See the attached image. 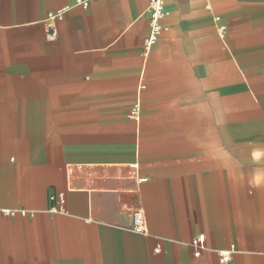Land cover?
Listing matches in <instances>:
<instances>
[{"label": "crops", "instance_id": "0c3cea01", "mask_svg": "<svg viewBox=\"0 0 264 264\" xmlns=\"http://www.w3.org/2000/svg\"><path fill=\"white\" fill-rule=\"evenodd\" d=\"M150 1L0 0V264H264V0Z\"/></svg>", "mask_w": 264, "mask_h": 264}, {"label": "built area", "instance_id": "2783aa9c", "mask_svg": "<svg viewBox=\"0 0 264 264\" xmlns=\"http://www.w3.org/2000/svg\"><path fill=\"white\" fill-rule=\"evenodd\" d=\"M166 2L167 0H151L148 6V13H149V23H150V30L149 34L145 39V47L147 52L150 51L152 46L158 39L159 33L164 28L163 25V18L165 17L167 10H166ZM140 108L138 105L134 106L131 110V115L139 118ZM51 200V210L54 212H60L63 209V206L66 202V196L64 192H60L58 194H54L50 198ZM26 214L27 212L24 210H18L14 208H7V207H0V216H15L18 213ZM133 228L139 232H146L147 231V224L145 218L141 211H137L134 214L133 218ZM191 245L195 248V256H199L204 249H206L205 244V234L200 233L199 235L195 236L191 242ZM232 253V249L229 250H221L220 254L222 256V261L226 262L230 259Z\"/></svg>", "mask_w": 264, "mask_h": 264}, {"label": "rangeland", "instance_id": "374dc122", "mask_svg": "<svg viewBox=\"0 0 264 264\" xmlns=\"http://www.w3.org/2000/svg\"><path fill=\"white\" fill-rule=\"evenodd\" d=\"M15 29L17 28L7 27V24H0V31L10 32V31H14ZM10 36L11 38L7 39V41H9L10 43H16L18 41L14 39L13 34H9L7 37H10Z\"/></svg>", "mask_w": 264, "mask_h": 264}]
</instances>
